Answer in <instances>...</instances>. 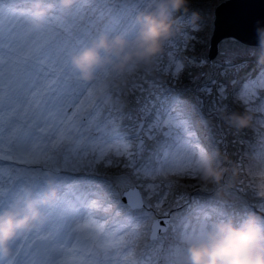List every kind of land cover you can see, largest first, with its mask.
Listing matches in <instances>:
<instances>
[{"label":"rangeland","instance_id":"obj_1","mask_svg":"<svg viewBox=\"0 0 264 264\" xmlns=\"http://www.w3.org/2000/svg\"><path fill=\"white\" fill-rule=\"evenodd\" d=\"M223 1L225 0H189L188 13L178 14L180 30L169 42L156 67L148 70L138 69L128 76L127 82L123 85L109 87L108 96L119 97L124 108L125 118L117 122L119 132L113 133L110 130L102 132L96 128H93L91 132H83V135L87 137L85 149L90 147L88 141L92 139H101L105 144L122 140H130L134 143L140 121L144 120V131L141 132V135H144V132L148 130V123L156 114L159 112L164 115L166 111L164 96L168 94L167 90H185V98L203 112L202 116L196 117V127L202 138L200 147L203 152L218 151L219 158L223 160L225 166L240 165L239 180L247 179L244 169L249 163V154L264 147V130L245 129L236 132L221 118V110L242 111L245 108V100L239 98L237 90L245 76L255 77L264 63H259L252 55L249 47L252 44H245L234 36L219 40L218 53L212 58V61H217V66L213 67L210 63L209 47L215 26V10L217 5ZM142 3L143 0H76L65 24L58 25L55 21L50 22L44 30L45 34L54 37L53 46L58 61L74 85L80 87L97 85L103 89L113 80L112 75L104 70L98 73L97 80L92 83L80 80L69 63V51L88 43L101 28L111 31L124 28L129 24L135 7ZM30 4L31 0H0V37L3 38L4 43L3 49L0 50V128L4 129L0 148L3 149L5 156L10 147L9 133L13 129L27 128L25 121L32 119L39 120L42 125L43 117L48 110L54 108L58 102H62L65 106L72 104L75 95V93H70L63 97L62 101L58 98H45L39 105L32 96L35 91L33 83L35 68L28 44L25 42L27 36L36 33L25 23V12ZM193 10L200 15L199 28L196 31L192 30L190 23ZM10 41L12 42L11 48H9ZM185 47H187L186 52ZM222 51L239 52L236 62L247 63L246 70L237 74L233 69H228V74L222 75L227 67L217 59ZM177 52H179L178 60L188 65L178 79L171 74L175 72L176 64L169 55V53L176 55ZM193 56L207 59L209 63L204 67L194 66L187 59ZM170 65L171 73L167 71ZM209 77L228 85L227 100H221L216 91L217 85L210 83ZM233 79L237 81L235 86L231 84ZM157 85H162V88ZM205 85L213 90L211 95L201 90ZM137 98H140V103L136 102ZM144 102H148L151 115L141 110ZM248 106L259 110L264 107V98L254 103L248 102ZM55 134L54 129L47 135L54 139ZM75 135L79 138L80 134L75 133ZM145 143L146 147L150 148L154 142L146 139ZM109 155L112 159L111 165L101 161L91 165L84 163L75 168L66 169L62 163L59 166L53 164L44 169L43 174L35 183L24 180L16 181L11 186L5 183L3 187L6 190V196L0 195V207L4 206L7 199L17 195L26 185L39 190L43 186L48 171L53 173L60 189V198L54 205L45 209L48 223L42 229L18 241L14 264H46L53 255V241L62 239L68 225L87 213L90 200L98 198L101 203L114 202L129 184L139 188L145 196L144 210L152 213L154 217L159 218L162 213L167 212L176 213V216L172 218L175 229L184 225L187 220L198 218L207 211L238 213L250 207L247 199L249 196L239 187L219 193L215 185L210 184L207 189L201 188L193 178L196 171L191 176L179 178V187L168 195L160 208H156L157 197L148 196L147 185L160 184L161 191H166L165 178L158 176L153 179L142 175L137 176L134 169L128 166L127 157H117L111 153ZM147 155L148 152L145 151L144 156ZM225 156H227L226 159ZM87 159L95 160V154L89 151ZM136 160L138 167L145 162L140 156H137ZM0 164L4 165L2 171L6 174L7 163L0 160ZM177 195H183L184 199L178 201ZM249 199L251 200L250 197ZM134 214H139L138 210H134ZM95 218L99 223L104 224L110 223L112 219L104 213ZM150 226L151 218L144 223L143 231L146 236L150 233ZM173 236L174 232L171 229L163 234L165 255L168 260L171 258L168 245ZM35 239L41 241L44 251L42 258L37 248H33L32 244L30 248L28 246ZM94 258L103 259V254L97 253ZM75 259L77 257L73 253L68 257L69 264H73Z\"/></svg>","mask_w":264,"mask_h":264},{"label":"snow or ice","instance_id":"obj_2","mask_svg":"<svg viewBox=\"0 0 264 264\" xmlns=\"http://www.w3.org/2000/svg\"><path fill=\"white\" fill-rule=\"evenodd\" d=\"M53 40L54 37L46 35L44 30L25 38L35 68L33 81L35 91L32 96L39 105L45 98H58L62 101L66 95L75 93L73 102L67 106L62 102L56 103L55 107L44 115L42 125L39 120L32 119L25 121L27 128L13 129L9 133L10 147L7 156L0 148V160H4L8 166L5 174L2 171L4 165L0 164V191L4 190L5 183L9 186L19 180L35 183L44 169L53 164L59 166L62 163L66 169L101 161L111 165L112 159L109 155L111 153L117 157H127L128 166L134 169L137 176L165 178L166 191H161L160 184L147 185L148 196L157 197L155 206L160 208L168 195L179 187V178L191 176L197 171L203 150L200 147L202 138L196 127V117L203 115L202 110L185 98V90L168 89V94L164 96L166 105L164 115L158 112L148 123V130L144 135H141L144 131V122L140 121L134 143L122 140L105 144L101 139H92L88 141L90 147L85 149L87 137L83 132H91L96 128L102 132L110 130L118 133L117 122L125 118L124 108L119 97L113 98L109 95L101 100L99 93L102 88L97 85L82 87L74 85L58 61ZM11 46L10 41L9 48ZM3 47V38L0 37V50ZM184 51H187V47ZM169 55L176 68L175 72L171 73L170 65L167 71L178 79L188 65L178 60L179 52L176 55L172 53ZM238 56L237 51L232 53L222 51L218 54V61L222 65H227L222 75H227L228 69H233L237 74L246 70L247 63L236 62ZM187 59L190 64L199 67L209 63L207 59L195 56ZM211 63L213 67L217 66V61ZM209 82L217 85L216 91L221 100H227L228 85L211 77ZM236 83L235 79L231 80L233 86ZM157 87L162 88V85ZM201 90L208 95L213 91L207 85ZM237 93L239 98L246 102L254 103L264 98V65H261L255 77L245 76ZM136 102L140 103V98H137ZM141 110L151 115L148 102L142 104ZM54 129L56 134L53 139L47 134ZM3 133L4 129L0 128V141L3 140ZM75 133L80 134L79 138ZM146 139L154 142L150 148L146 147ZM89 151L95 154V160L87 159ZM145 151L148 152L147 156H144ZM137 156L145 161L139 167ZM183 199V195H177L178 201ZM144 203L145 196L131 184L114 202L101 203L98 198L90 200L87 213L68 225L62 239L53 241V255L46 264H59L58 257L69 251L75 253L77 257L73 264H168L162 234H166L169 229L175 232L172 218L176 213H162L164 227H161V218L145 211ZM134 210H138L139 214H134ZM101 213L112 217L110 223L97 221L95 217ZM149 218L150 233L146 236L143 227ZM34 242L33 240L29 243V248ZM97 253L103 254V259L94 258Z\"/></svg>","mask_w":264,"mask_h":264},{"label":"clouds","instance_id":"obj_3","mask_svg":"<svg viewBox=\"0 0 264 264\" xmlns=\"http://www.w3.org/2000/svg\"><path fill=\"white\" fill-rule=\"evenodd\" d=\"M76 0H31L25 12V23L34 32L45 30L50 22H67ZM189 0H143L131 16L129 24L118 31L99 29L91 40L69 51V63L78 78L86 83L97 80L104 70L113 80L99 93L108 97L110 86L127 82L138 69L156 67L179 29L178 14L188 13ZM200 15L193 10L190 23L199 28ZM257 43L250 45L252 55L264 63V23L256 21ZM240 110H221L226 124L240 132L264 130V107L248 106ZM226 159V157H225ZM240 165L225 166L216 150L204 151L193 177L203 189L215 185L217 193L239 187L252 200V206L238 212L207 211L176 228L168 245V264H264V147L249 154L244 169L246 180H239ZM6 196V190L0 191ZM60 198L53 173L48 171L43 186L37 190L26 185L0 207V264H14L18 241L48 223L46 208ZM72 252L58 257L59 264H69Z\"/></svg>","mask_w":264,"mask_h":264},{"label":"water","instance_id":"obj_4","mask_svg":"<svg viewBox=\"0 0 264 264\" xmlns=\"http://www.w3.org/2000/svg\"><path fill=\"white\" fill-rule=\"evenodd\" d=\"M217 8H219L222 21L227 26V32L220 38L211 39V46L209 47L210 63L218 53L220 39L234 36L245 44L255 45L257 43L256 21L261 20L264 23V0H225L217 5L216 10ZM135 188L139 190L138 187L135 186ZM159 218H161V227H164V218ZM34 246L38 247L42 256L40 241L36 240Z\"/></svg>","mask_w":264,"mask_h":264},{"label":"trees","instance_id":"obj_5","mask_svg":"<svg viewBox=\"0 0 264 264\" xmlns=\"http://www.w3.org/2000/svg\"><path fill=\"white\" fill-rule=\"evenodd\" d=\"M215 16H216L214 18L215 26H214V31H213L212 38H211L212 40L220 38L221 36H223L227 32V26L222 21V16H220V14H219V8H217V10L215 11ZM221 128H222V126H221ZM225 157H227V156H225ZM247 199H248V202L250 203V207H251L253 202H252V200L249 199V197H247Z\"/></svg>","mask_w":264,"mask_h":264}]
</instances>
